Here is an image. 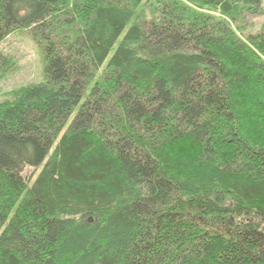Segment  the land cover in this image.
<instances>
[{
    "label": "trees",
    "instance_id": "1",
    "mask_svg": "<svg viewBox=\"0 0 264 264\" xmlns=\"http://www.w3.org/2000/svg\"><path fill=\"white\" fill-rule=\"evenodd\" d=\"M185 1L0 0V264H264V0Z\"/></svg>",
    "mask_w": 264,
    "mask_h": 264
},
{
    "label": "rangeland",
    "instance_id": "2",
    "mask_svg": "<svg viewBox=\"0 0 264 264\" xmlns=\"http://www.w3.org/2000/svg\"><path fill=\"white\" fill-rule=\"evenodd\" d=\"M180 1L187 4L185 0ZM195 10L198 11L199 9L195 7ZM209 14L230 22L228 18H223L220 13L211 12ZM263 18L264 17L249 18V25L254 26L257 24L255 25L254 29L251 27L249 28L251 33H257L258 25L262 24L264 21ZM0 50H2V52H4L6 55L11 56V58L16 61V64L19 67L14 77L8 80L7 83L0 89V93L10 91L17 86L38 83L42 79L44 66L43 54L29 31L23 30L14 33L0 46ZM33 175V169H27L24 173V176L28 180L31 179Z\"/></svg>",
    "mask_w": 264,
    "mask_h": 264
}]
</instances>
